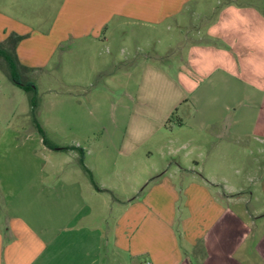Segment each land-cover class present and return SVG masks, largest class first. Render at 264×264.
Listing matches in <instances>:
<instances>
[{
	"label": "crops",
	"instance_id": "obj_1",
	"mask_svg": "<svg viewBox=\"0 0 264 264\" xmlns=\"http://www.w3.org/2000/svg\"><path fill=\"white\" fill-rule=\"evenodd\" d=\"M4 2L0 45L15 40L17 60L28 69L60 61L68 87L84 94L75 99L94 95L99 106L107 80L142 73L141 105L156 77L180 89L178 104L187 108L179 126L200 140L264 139V0H60L42 28L14 19L11 0ZM91 77H104L94 92ZM31 141L43 145L40 137ZM73 146L90 178L75 151L56 152L67 155L63 163L43 155L39 165H0V264H264L263 148L249 151L253 165L241 182L216 175V152L205 156L196 146L183 148V157L201 158L193 165L144 179L140 190L139 178L124 181L118 192L97 180L108 170L105 151Z\"/></svg>",
	"mask_w": 264,
	"mask_h": 264
},
{
	"label": "rangeland",
	"instance_id": "obj_2",
	"mask_svg": "<svg viewBox=\"0 0 264 264\" xmlns=\"http://www.w3.org/2000/svg\"><path fill=\"white\" fill-rule=\"evenodd\" d=\"M59 1L11 0L7 13L18 21L37 24L42 28L47 18L54 15ZM4 6V0H0L2 13ZM67 47L68 44H64L60 50L66 52ZM164 62L159 64L163 65ZM60 65V61L53 59L45 68H30L20 72L21 79L31 83L36 89L39 99V121L47 138L59 147H69L79 143L86 149L105 151L106 158L103 157L101 165L107 166L108 170L101 180L97 174V180L108 187H117L118 192L122 190L124 181L133 183L130 180L139 178V183H143L144 179L172 172L177 165L183 168L193 165L190 160L199 161L201 158L196 155L183 157L185 152L183 148L195 151L196 146L204 149L202 151H207L205 156L212 151L216 152V164L220 168L216 175L229 177L233 183L241 182L246 168L253 165V156L249 151H254L256 148L264 149L262 138L251 143L243 140L231 142L221 136L213 135L206 142L192 133L189 127H180L182 111L187 107L179 105L178 100L184 97V94L174 86L169 88L159 77H156L154 92L149 95L147 106L141 105L144 93L142 73L130 79L122 77L117 81L107 80L105 85H102L104 98L100 100L98 106L95 104L94 95L87 101L75 99L84 94H77L80 93L79 88L75 90L68 87L70 75L66 70L61 71ZM102 78L104 79V77H91L88 91L94 92ZM137 82L141 84V88L136 86ZM48 90L53 92H47ZM28 111L26 94L9 81L0 67V165H39L43 164V155L53 156L58 163L67 161L66 154L51 150V153H48V149L43 145L32 143L31 136L36 139H39V136L30 127ZM167 113L168 117L164 119ZM137 114L145 115L146 118L135 121L134 117ZM237 127L239 130L248 131L252 126ZM190 139L192 142L189 141ZM170 149L172 151L178 149L181 153L165 156L163 153ZM32 151L35 152V157H32ZM119 151H134V153L126 160L118 155ZM227 152L229 155H226ZM69 165L71 164L67 163L66 167ZM228 168L238 171L240 177L235 178L232 171L227 172ZM170 177L174 183H178V176L171 173ZM144 183L139 190L145 185ZM249 186L246 184V193L250 190ZM112 215L109 208L107 213L109 223L112 221ZM118 260L125 263V255H119Z\"/></svg>",
	"mask_w": 264,
	"mask_h": 264
},
{
	"label": "trees",
	"instance_id": "obj_3",
	"mask_svg": "<svg viewBox=\"0 0 264 264\" xmlns=\"http://www.w3.org/2000/svg\"><path fill=\"white\" fill-rule=\"evenodd\" d=\"M15 43V40H9L5 45H0V67L5 72L9 81L26 94L29 106L28 118L32 131L40 137L43 146L48 150L65 153L69 151L77 152L79 155L78 164L90 178V172L83 166L81 160L83 154L79 148L74 146L59 147L47 138V135L38 118L39 99L36 89L31 83L21 79L20 72H25L28 70V68L23 67L18 62L14 51Z\"/></svg>",
	"mask_w": 264,
	"mask_h": 264
},
{
	"label": "built area",
	"instance_id": "obj_4",
	"mask_svg": "<svg viewBox=\"0 0 264 264\" xmlns=\"http://www.w3.org/2000/svg\"><path fill=\"white\" fill-rule=\"evenodd\" d=\"M146 264H149V263H146Z\"/></svg>",
	"mask_w": 264,
	"mask_h": 264
}]
</instances>
